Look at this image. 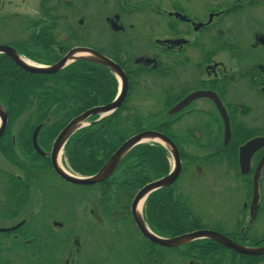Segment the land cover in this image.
I'll use <instances>...</instances> for the list:
<instances>
[{"label":"flooded vegetation","instance_id":"1","mask_svg":"<svg viewBox=\"0 0 264 264\" xmlns=\"http://www.w3.org/2000/svg\"><path fill=\"white\" fill-rule=\"evenodd\" d=\"M84 1L108 10L91 21L83 39L76 31L70 32L71 27L62 26L61 17L43 16L39 10L40 19L36 22L52 24L58 35L53 54L61 58L70 49L82 47L118 65L127 80L123 104L139 107L140 100L150 105L145 115L150 118L147 127L151 129L146 131L164 135L179 153V147H191L201 153L200 158H195L198 163L190 166H195L196 178L202 179L205 166L213 167V171L225 161L236 162V177L224 184L218 181L222 189L216 188V195L228 199L226 203L233 211L237 209L236 215L223 224L217 221L213 227L197 231L216 232L243 247L263 248L264 163L256 180L255 197L253 181L264 148L252 157L247 175L240 173L238 149L252 139L264 137L257 135L264 133L262 122L260 126L257 122L258 131L251 130L249 122L264 116V0ZM49 3L67 12L76 6V0ZM133 16L146 18L142 20L150 24V30L137 29ZM94 33L98 34L99 47L92 48L88 41ZM71 35L78 42L82 39L83 44L76 45L71 40V48L65 50L64 43ZM108 72L116 83L114 100L119 81ZM191 97L194 98L174 112ZM227 128L230 140L225 144ZM249 132L254 137L243 144H236L239 139L232 140ZM187 136L192 138H179ZM230 147H237L236 152ZM39 148L44 156L34 147H0V264H154L156 254L162 258L157 264H211L203 261L199 247L190 254V246L208 242L222 247L206 240L177 248L153 244L137 231L130 206L131 227H112L100 213L97 192L94 202H89L93 192L77 191L84 195L73 200L57 191V185H73L61 181L52 171L51 147ZM211 155L218 156L215 163L208 161ZM180 159L183 171L186 162L181 155ZM175 184L169 187L172 195H183L174 190ZM85 205L90 208L89 221L78 224L76 214ZM143 217L156 236L174 238L155 233L147 224L144 211ZM224 249L240 257L261 259L260 264H264V255L243 256ZM240 257H213L212 263L239 264Z\"/></svg>","mask_w":264,"mask_h":264},{"label":"trees","instance_id":"2","mask_svg":"<svg viewBox=\"0 0 264 264\" xmlns=\"http://www.w3.org/2000/svg\"><path fill=\"white\" fill-rule=\"evenodd\" d=\"M49 2L51 0H43L40 5L43 16H49V9L45 4ZM10 19L21 27L20 33L25 38L7 42L6 45L14 48L22 57L38 64L51 65L60 58L53 54L52 47L57 44L58 35L55 27L50 26L52 24L38 23L19 16ZM6 24L0 20V29L3 30ZM39 26L42 27L39 29ZM72 30L69 29L70 32ZM71 40L78 42L71 35L64 43L65 50L71 48ZM39 56L46 60L38 59ZM115 93L116 83L112 75L90 63H76L57 75H32L20 70L7 57L0 56V103L8 115L7 130L0 139V147H32L33 130L50 120L38 135L39 147L49 148L70 120L88 109L108 105ZM24 116L26 120L18 129L16 137H13L14 124ZM149 123L150 118L142 114L139 107L125 102L116 113L75 134L64 148V158L73 172L82 177H90L100 170L126 140L151 129L147 127ZM252 137L253 133L249 132L234 136L232 140L239 139L236 144H243ZM236 148L230 147L234 152ZM180 155L187 166H192L197 161L195 158ZM217 157L211 155L208 159ZM44 168L42 166V170ZM169 170L170 164L165 150L154 144H143L127 156L113 177L105 183L90 188L64 186L72 191L97 192L98 208L102 216L112 227L119 224L125 228L132 224L128 210L134 195L148 183L166 176ZM42 175L46 173L42 172ZM172 192L170 188L161 190L146 201L144 215L152 230L159 235L177 237L207 229L190 199L184 195L173 196ZM198 247L201 249L203 261L211 264L213 257H240L208 242L190 246L193 252L190 254H195L194 249ZM169 257L172 255L169 254ZM161 259V255L156 254L152 260L157 264ZM260 262L261 259L258 258L240 257L239 264ZM233 264L238 263L233 261Z\"/></svg>","mask_w":264,"mask_h":264},{"label":"water","instance_id":"3","mask_svg":"<svg viewBox=\"0 0 264 264\" xmlns=\"http://www.w3.org/2000/svg\"><path fill=\"white\" fill-rule=\"evenodd\" d=\"M0 55H3L10 59L14 63V65H16L23 72L32 75L52 76L64 71L65 69L69 68L70 66L76 63L89 62L93 65L107 69L119 81L118 94L111 103L105 106L92 108L75 117L59 132V134L55 138L50 151V163L52 171L61 181L69 185L78 187H92L100 185L112 177L118 167L136 147L143 144L157 145L163 150H165V152L172 161V167L170 172L166 176L145 185L133 197V200L130 205V213L137 231L149 242L165 248L184 247L197 241L206 240L214 242L239 255L250 257H259L264 255V247H243L238 244H235L224 236L212 231L200 230L180 235L171 239H163L156 236L147 228L143 217V209L146 200L152 194L167 189L173 184H175L181 173V160L178 149L168 138L158 132L144 131L142 133L130 137L112 154V156L104 163L100 170L90 177H76L65 171L60 158L62 151L65 145L69 142V140L81 130L90 126H94L114 114L122 106L125 100L127 92V80L125 74L118 65H116L114 62L110 61L106 57L101 56L98 53L87 48H74L67 52L58 62L48 67L35 65L33 63H30L29 61H26L13 48L9 46H0ZM192 98L194 97H191L185 100L184 102L180 103L174 109V112H177L178 110L182 109ZM93 117L96 118V120L89 123L88 120ZM7 123V112L5 108L0 104V139L5 134ZM48 123L49 121L38 125L34 129L31 136L32 147H34L35 151L42 156H44V154L39 148L37 138L40 131ZM223 139L225 144H227L230 140L228 128L223 136ZM263 148L264 138L252 139L246 142L242 147H239L238 164L241 175L248 174L252 157L255 155V153H257ZM263 163L264 156L259 162L254 173V197L257 190L256 180Z\"/></svg>","mask_w":264,"mask_h":264},{"label":"rangeland","instance_id":"4","mask_svg":"<svg viewBox=\"0 0 264 264\" xmlns=\"http://www.w3.org/2000/svg\"><path fill=\"white\" fill-rule=\"evenodd\" d=\"M40 1L41 0H3L0 3V20L3 23H7L6 27L3 30L0 29V44L6 45L7 42L16 41L19 39H24L25 35H22L20 31L22 30L17 23L13 22V19L10 17H27L30 18L32 21H37L40 19L39 10H40ZM86 4V5H84ZM45 5V4H44ZM76 5V6H75ZM73 10L67 12L63 10L60 6H55L53 3H47L46 7L49 9V16H56L61 17L63 21L62 26H69L77 34L80 38L83 39V36L86 32L89 31L93 20H97L100 18L99 16L103 15V11H107L108 9L102 5L94 4V3H85L84 0H76V4H74ZM95 16L97 18H95ZM132 20L138 22L136 24L137 29L140 31H147L150 30V24L146 23V21L142 20L146 18L133 16ZM150 20V19H149ZM79 22H82L79 25ZM151 24L152 21L150 20ZM48 23V22H47ZM153 26V25H152ZM4 27V26H3ZM4 33V34H2ZM84 34V35H83ZM98 34H91V39L88 41L92 48L98 46V40L96 38ZM82 39L80 42H73V44H83ZM6 41V42H5ZM38 59L46 60L44 57L39 56ZM140 103L139 109L142 114H146L148 111L149 104L138 100ZM255 117L251 115V118ZM260 119L253 120L250 119V126L251 130L258 131L257 122H262V126L264 127V116H258ZM262 118V119H261ZM26 120V116L21 117L15 124L13 129V137H16V133L18 129L21 128L23 122ZM258 133V132H257ZM255 134V133H254ZM264 133H258L257 135H263ZM256 136V135H255ZM181 152L186 154V156L194 157L196 156L200 158L201 153L195 151L191 147H179ZM64 165H66V159L64 156L62 157ZM209 161V159H208ZM211 161H214L211 160ZM210 163H215L211 162ZM197 162V161H196ZM198 163V162H197ZM231 163V164H230ZM195 165V163H193ZM236 162H227L225 161L224 164H219L216 167V170L211 168L203 167L202 169V179L196 178L198 176V172L195 173V166L190 167L185 164L184 169L181 173L180 178L178 179L177 183L175 184V191L184 196L188 197L191 200L192 206L195 208L197 214L201 217L202 222L208 227L211 228L216 225L217 221L220 224H223L226 220L231 219V217L235 216L237 213V209L233 211V208L228 206L226 201L228 199L223 198L221 195H216L218 187V191H221L222 186L218 185V181H221L222 184L232 181L234 177L238 174V170L236 167ZM222 175V179L219 180L218 176ZM57 191L59 193L67 194L68 198H73L75 200L77 197L82 196L84 194H79L77 191H72L68 189V187H60L57 185ZM87 191H84V193ZM96 193L93 192V195H90L89 202H94L96 197ZM95 195V196H94ZM88 205V204H87ZM90 208L88 206H81L80 211L78 212L77 217L79 218L78 224H86L89 220ZM226 229V228H225ZM260 229V228H259ZM261 231V229H260Z\"/></svg>","mask_w":264,"mask_h":264}]
</instances>
